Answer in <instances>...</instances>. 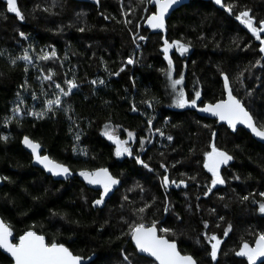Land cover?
<instances>
[{"label":"trees","instance_id":"trees-1","mask_svg":"<svg viewBox=\"0 0 264 264\" xmlns=\"http://www.w3.org/2000/svg\"><path fill=\"white\" fill-rule=\"evenodd\" d=\"M98 3L96 7L74 0H18L25 16L21 21L8 13L5 2L0 0V135L8 137L6 142L0 141V175L7 177L0 187V218L11 225L16 238L31 228L49 243L55 239L74 254L91 258L88 264H125L123 254L133 261L139 255L130 237L121 235L127 230L121 217L129 222L135 219L130 212L133 205L122 202L121 197L127 195L136 202L135 207H140L155 196L146 221L155 218L162 220L164 226L175 228L177 235L172 238L177 240L182 254L193 255L198 264H247L235 252L242 240L254 243L255 233L264 231V214L257 210L262 199L259 193L264 192V145L243 129L231 133L216 121L199 117L192 108L169 106L162 37L190 45L184 56L175 51L170 54L176 77L184 73L187 96L198 88L202 102L214 103L222 97L223 82L218 69L230 78L243 71L242 82L233 80V92L264 120V60L262 66L251 67L261 58L259 41L235 18L240 11L249 10L258 25L264 20V0H223L222 4L232 6L231 13L214 0H186L171 12L163 32L144 25L141 16L149 13L138 0ZM130 7L135 11L124 16L122 10L128 12ZM147 8L154 10L153 5ZM125 20L132 23L125 27ZM137 22L141 24L139 35L145 39L134 44L131 32L137 31ZM45 48H55L58 59L36 62V67L29 65L27 72L23 61L14 67L9 64V57L22 55L25 49L34 55ZM129 57L136 62L127 64ZM48 69L55 73L53 80L62 86L74 74L79 86L64 98L72 111L67 115L58 111L43 119L22 114L19 124L13 120L5 126V118L13 114L12 109L20 100L25 108L42 109L45 97L41 91L51 94L54 84L37 77L41 70L47 74ZM117 72L118 75L110 74ZM92 80L105 83L92 85ZM25 81L28 87L22 88ZM249 91L251 95H247ZM34 92L36 100L32 97ZM198 104L202 105L200 101ZM133 105L136 111L132 110ZM106 123L120 126L121 139H127L125 130L134 133L130 141L133 156L119 159L114 155V146L102 135ZM157 128L165 133L163 137L154 131ZM77 132L79 141L74 139ZM213 132L217 145L234 159L222 166L226 183L204 196L210 174L203 169L202 152L213 140ZM25 135L39 142L44 153L67 165L71 172L105 167L121 183L105 204L93 207L92 200L98 198L99 192L86 188L79 178L54 181L31 165L30 155L21 147ZM168 135L172 141L166 138ZM144 137L148 139L140 151V139ZM80 150L86 155H81ZM136 154L153 171L137 164ZM161 162L168 166L170 179H184L185 185H170L165 191L161 187ZM192 176L196 179H188ZM137 183L143 193L139 189L127 191ZM244 196L249 199L242 200ZM165 197L169 202L167 213ZM177 215L182 219L177 221ZM204 220L210 224L208 231L222 238L216 262L207 255L208 245L200 236L205 231ZM229 225L231 231L225 237L224 229ZM0 264L12 262L0 252ZM257 264H264V257L258 258Z\"/></svg>","mask_w":264,"mask_h":264},{"label":"snow or ice","instance_id":"snow-or-ice-1","mask_svg":"<svg viewBox=\"0 0 264 264\" xmlns=\"http://www.w3.org/2000/svg\"><path fill=\"white\" fill-rule=\"evenodd\" d=\"M139 4L145 6V10L149 13L146 17L141 16V20L144 25L149 29H159L161 32L166 29V18L170 10L179 3V0H138ZM217 5H221L225 11L231 13L232 6L222 4V0H214ZM147 5H153L154 10L147 8ZM37 8L40 6L37 5ZM44 11H50L48 8H44ZM6 11L8 13H13L15 16L23 21L25 19L24 14L18 7V0H6ZM134 8H129L128 12L122 10V14L127 16L129 12H134ZM236 20L242 24L252 37L259 41V53L261 58L257 59L251 67L262 66V59H264V38L261 37V33H264V20H260L257 24H254V17L249 15V10H242L235 16ZM107 19V17H105ZM131 20H125L124 24L127 27L131 24ZM136 32H131L133 43L135 44L137 40H144L145 37L139 35V30L141 29V24L139 22L135 25ZM84 29L81 28L80 31ZM19 35L22 38H26L24 32H20ZM163 39L162 53L163 58L167 61V70L164 74L167 77V87L171 90L172 103L177 108H192L203 113H209L211 116L215 117L218 122H223L228 126V128L233 131L237 130L238 125H243L254 137L264 140V120L258 118L254 115L252 111L245 105L242 98H239L234 94L232 84L233 80L241 81L244 73L239 72L234 78H230L229 74L222 69H218L220 78L223 82L222 84V97L217 99L214 103L202 102L201 101V91L196 88L193 90V94L189 97L186 95L184 86V73L181 72L177 78L173 77V60L169 54L170 49H175L176 53L180 56H184L188 52L190 45L188 43H183L181 40H172L169 42L167 39ZM31 47V45L29 46ZM247 47V45H245ZM0 55H3L0 52ZM58 59L57 51L55 48L50 50L45 48L41 49L40 52L34 55L30 54L27 49L24 50L22 55L16 57H9V64L11 66H16L18 61H23L25 68L24 71H28L29 65L36 67V62L48 61ZM136 61L129 57L126 60L127 64H133ZM103 64L104 61L101 60ZM107 70V69H105ZM246 71H250V68H246ZM120 71H123L121 67ZM111 75H118L119 73H110ZM55 73L48 69L47 74L41 70L40 75L37 77L39 80L49 81L54 84V91L49 94L42 89L41 95L45 97L43 100V107L40 111H36L33 108H25L24 101L20 100L19 103L12 109V115L8 116L4 120L5 126L11 123L13 120L20 123V117L22 114L27 116L35 117L36 119H43L49 114L55 116L58 111H63L65 115L72 111L71 105L68 104L64 98L69 97L70 94L79 85L73 74V78H68L64 80V85L55 82L53 80ZM92 85L104 84V80H92L90 81ZM22 88H27V81ZM247 95H251V92H247ZM50 96V98H49ZM34 100L38 99L37 94L34 92L32 94ZM198 101L202 103V106L198 104ZM148 106L151 107V103ZM133 111H136L135 105H133ZM70 121L74 124L75 121L72 117H69ZM149 130H152V119L148 120ZM78 127V126H77ZM119 125H112L111 123H106L102 135L111 141L115 145L114 155L116 157H121L124 155L133 156L134 150L130 147V141L134 138V133L132 131L125 130L127 132V139H121L118 134ZM69 131H72L70 127ZM155 132L159 133L160 136H164L165 133L161 129H154ZM213 140H211L207 145V150L202 152L203 157V169L210 174V183L207 184L206 191L203 192L204 196H208L212 192L213 188L217 185H223L226 183V178L222 175V166H227L234 157L226 150L222 149L215 142L214 137L216 133H212ZM169 141H172L173 137L168 135L166 137ZM8 137L0 135V141H7ZM76 141H79L80 135L77 132L74 136ZM147 137L140 139V151L143 150L145 141ZM150 143L151 141L148 140ZM21 143L31 151V156L33 161L42 166V168L50 173L52 176H63L67 178L72 175L70 168L64 163L58 162L53 159L48 154H41V144L34 141L29 136L25 135ZM73 151H77L76 145H73ZM191 151V150H190ZM81 155H86L83 150H80ZM136 163L142 165L149 171H153L148 163L141 159L139 154L135 155ZM175 167V165H172ZM160 168L164 170L161 177V187L167 191L170 185H175L180 187L185 185V180L180 179L179 181L175 179H170L168 166L161 162ZM78 175L83 178V180L88 185L98 186V198L92 200L93 207H99L106 202V198L110 196L111 193L116 190V186L121 183V181L115 177L108 168L100 167L93 170L82 169L79 171ZM182 176L185 174H181ZM0 179H7V177H0ZM190 180H195L196 177H188ZM234 179H239L235 176ZM134 189H139L141 193L144 192L142 186L138 183L134 185L133 188H129L127 191L131 192ZM259 196L262 198L258 202V212L264 214V192H260ZM242 200H248L249 196H244ZM122 202H127L128 205H133L130 208L132 217L135 219L129 220L126 217H121V221L127 224V230L122 232V236L130 237L131 242L135 246L137 253L146 254L147 257L151 258V261L145 260L141 256H137L136 260L133 261L129 259L128 254H123V260L125 264H198V261L191 254H182L178 250V242L176 239L172 238L177 235L175 228L164 226V222L158 219H151L150 222L146 221V212L151 209L156 201V197L153 196L151 201H145L140 207H135V201L130 200L127 195L121 197ZM124 204L122 203V207ZM164 211L167 213L169 211V202L167 197H165ZM56 215V213H53ZM182 218L177 215L176 220L179 221ZM222 220L223 217H220ZM203 229L200 236L203 237V241L208 245L209 250L207 255L211 258V261L216 262L218 251L221 247L222 238L218 237L216 233L208 231L210 229V224L207 220L202 221ZM219 225H217L218 227ZM231 231V225L224 229V236L227 237ZM13 236L11 225L0 220V249H4L10 254L14 264H84V257L74 254L64 243L57 242L55 239L49 243L46 241V237L42 234H38L31 228L25 231L22 235L18 237V242L13 243L10 237ZM198 244L201 243L200 239L197 238ZM237 257L245 258L247 264H257L258 258L264 257V231L255 233L254 243H250L247 240H242L239 249L235 252ZM90 259V258H89Z\"/></svg>","mask_w":264,"mask_h":264},{"label":"water","instance_id":"water-1","mask_svg":"<svg viewBox=\"0 0 264 264\" xmlns=\"http://www.w3.org/2000/svg\"><path fill=\"white\" fill-rule=\"evenodd\" d=\"M3 1H4L5 4H6V0H3ZM74 1L79 2V3H88V4H92V5H95L96 7L99 6L98 0H74ZM184 1H186V0H179V3H178L177 5H175V6L170 10L169 14H167V18H166V20L168 19V17L170 16V14H171V12L174 10V8L177 7V6H179L180 4H182ZM222 2H223V0H222ZM218 6L221 8V5H218ZM156 30H159V29H156ZM261 35L264 36V33H261ZM260 55H261V54H260ZM263 60H264V59H263ZM201 106H202V105H201ZM193 110L195 111V113H196L199 117H203V118H206V119H209V120H214V121L217 122L218 125L225 126V127L231 132V133H235L238 129H243L246 133H248V134L251 136V138H252L254 141H256L257 143H260V144L264 145V140H261V139H259V138H257V137H254V136H253V135H252V134H251L246 128H244L243 125H238V126H237V130H236V131H233L232 129L228 128V126H227L226 124H224L223 122H218V121L216 120V118L213 117V116H211L209 113H203V112H200V111H198V110H196V109H193ZM21 147L23 148L24 151H26V152L30 155V157H31V165H32L33 167H35V168L40 169L42 172H44V174H45L46 176L52 178V180H54V181H68V180H71V179H73L74 177H76V178H79V179L81 180V182L85 185L86 188L91 189V190H94V191H98V190H97V189H98V186H95V185H88V184L83 180V178L80 177V176L78 175V173H73V172H72V175L68 176L67 178H65V177H63V176H52L50 173L46 172V171L42 168V166L36 164V163L33 161L32 156H31V151H30L29 149H27L22 143H21ZM41 154H46V153L43 152L42 148H41ZM0 177H1V175H0ZM2 185H3V180L0 179V187H1ZM117 187H118V185L116 186V188H117ZM0 220H2V219L0 218ZM12 232H13V230H12ZM10 239L12 240L13 243L18 242V237H17V238L15 237V233H14V232H13V236L10 237ZM46 241H47V240H46ZM131 244H132V246H133L134 249H135L134 244H133L132 242H131ZM0 252H1L3 255H5V256H6V257L12 262V264H14V261L12 260V258H11V256H10L9 253H7L4 249H0ZM137 254H138L139 256H141V257H144V258H147V259L151 260L150 257H147V256H146V254H140V253H137ZM90 260H91V258H90V259H89V258L84 259V264H88V263L90 262Z\"/></svg>","mask_w":264,"mask_h":264},{"label":"rangeland","instance_id":"rangeland-1","mask_svg":"<svg viewBox=\"0 0 264 264\" xmlns=\"http://www.w3.org/2000/svg\"><path fill=\"white\" fill-rule=\"evenodd\" d=\"M173 51H175V49L173 48V49H170V52H169V54H171V52H173ZM173 77L174 78H177L176 77V75H175V73H174V70H173ZM167 78H166V92H167V94H166V97H167V100H168V104H169V106L170 107H172V108H175V109H181V108H177V107H175L174 105H173V103H172V95H171V90L167 87ZM105 137V136H104ZM106 138V137H105ZM107 139V138H106ZM109 141V140H108ZM113 146H114V148H115V145L111 142V141H109ZM125 156H128V155H124V156H121V157H118L119 159H121V158H123V157H125Z\"/></svg>","mask_w":264,"mask_h":264},{"label":"bare ground","instance_id":"bare-ground-1","mask_svg":"<svg viewBox=\"0 0 264 264\" xmlns=\"http://www.w3.org/2000/svg\"><path fill=\"white\" fill-rule=\"evenodd\" d=\"M52 179V178H51Z\"/></svg>","mask_w":264,"mask_h":264}]
</instances>
